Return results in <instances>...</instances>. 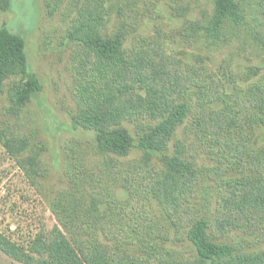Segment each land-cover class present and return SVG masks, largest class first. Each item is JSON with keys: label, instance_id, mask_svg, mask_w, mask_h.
<instances>
[{"label": "trees", "instance_id": "1", "mask_svg": "<svg viewBox=\"0 0 264 264\" xmlns=\"http://www.w3.org/2000/svg\"><path fill=\"white\" fill-rule=\"evenodd\" d=\"M140 1L84 0L80 5L69 31L81 48L79 109L72 122L93 132L95 142L84 155L77 143L67 146L70 187L60 190L53 203L61 226L23 241L0 232V250L27 264H264V250L246 252L226 240L231 231L247 228L264 238V153L249 151L238 130L231 148L245 161V175L221 183L214 211L201 216L194 199L203 168L190 158L186 144L175 140L188 120L202 142L219 140L249 115V102L264 112V85L232 103L203 58L189 62L168 51L161 27L153 37L129 44ZM206 1H214L213 11L189 23L182 31L186 41L202 38L218 46L261 40V17L242 0ZM8 33L15 39H0V93L11 75L29 71L26 39ZM30 73L9 91L13 114L43 87ZM220 102L225 103L220 112L210 109ZM243 106L248 107L241 111ZM0 140L11 155L29 151L26 139L0 133ZM135 147L139 157L122 162ZM91 152L100 159L97 173L89 171ZM32 154L25 160L36 172L40 156ZM119 187L129 192L127 198L119 197ZM184 239L192 245L191 256L171 245Z\"/></svg>", "mask_w": 264, "mask_h": 264}, {"label": "rangeland", "instance_id": "2", "mask_svg": "<svg viewBox=\"0 0 264 264\" xmlns=\"http://www.w3.org/2000/svg\"><path fill=\"white\" fill-rule=\"evenodd\" d=\"M83 1L0 0V39L7 42L15 39L8 29L26 39L29 71L43 85L18 114L9 111V91L31 73L26 71L25 74L11 75L0 93V133L12 140L26 139L29 149L16 156L11 155L0 140V232L22 241L40 231L61 226L53 203L60 190L70 187L71 159L67 146L77 143L80 155H84L89 147L92 150L95 142L93 132L77 129L72 122L79 109L77 94L81 48L71 40L69 31ZM242 1L253 16L261 17V40L257 42L251 39L245 44L230 40L214 46L202 38L186 41L182 31L189 23L204 18L205 12L211 14L214 1L141 0L133 11L138 26L130 36L129 44L137 38L153 37L157 27H161L168 51L189 62L203 58L206 66L215 72L217 82L225 87L227 96L232 97L233 103L244 98L245 94L253 93L256 85H264V8L260 6L264 0ZM224 104H214L210 109L220 112ZM248 106L249 115L240 124L226 129L219 140H207L205 143L199 140L190 120L176 134L175 140L181 139L190 158L203 168V180L194 199L201 216L214 211L221 183L245 175V161L232 154L231 137L237 138L238 130H243L249 151L264 153V112L255 102H249ZM248 106H243L241 111ZM206 110L209 108L206 107ZM131 129L134 130V127L131 126ZM140 153V149L135 147L130 155L121 160L130 162ZM31 154L40 156L36 172L25 160ZM88 158L89 171L97 173L100 159H95L93 152L88 154ZM154 160H158V154H155ZM254 173L258 174V171ZM118 195L125 199L129 192L119 187ZM154 204L160 206L158 202ZM101 238L114 245L105 236ZM226 240L246 252L264 250V238L256 228L235 229ZM171 245L185 256L193 254L192 245L185 239L171 242ZM0 264L27 263L17 261L0 250Z\"/></svg>", "mask_w": 264, "mask_h": 264}]
</instances>
